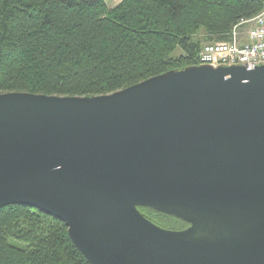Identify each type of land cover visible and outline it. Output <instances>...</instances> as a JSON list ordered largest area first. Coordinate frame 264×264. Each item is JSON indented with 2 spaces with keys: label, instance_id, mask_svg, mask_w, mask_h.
<instances>
[{
  "label": "water",
  "instance_id": "water-1",
  "mask_svg": "<svg viewBox=\"0 0 264 264\" xmlns=\"http://www.w3.org/2000/svg\"><path fill=\"white\" fill-rule=\"evenodd\" d=\"M12 204L65 222L93 264H264V64L94 96L0 93V208Z\"/></svg>",
  "mask_w": 264,
  "mask_h": 264
},
{
  "label": "trees",
  "instance_id": "trees-1",
  "mask_svg": "<svg viewBox=\"0 0 264 264\" xmlns=\"http://www.w3.org/2000/svg\"><path fill=\"white\" fill-rule=\"evenodd\" d=\"M263 10L264 0H0V93H112L196 65L204 44L229 41ZM140 209L162 227L189 226ZM0 264L93 263L65 222L12 204L0 208Z\"/></svg>",
  "mask_w": 264,
  "mask_h": 264
},
{
  "label": "built area",
  "instance_id": "built-area-1",
  "mask_svg": "<svg viewBox=\"0 0 264 264\" xmlns=\"http://www.w3.org/2000/svg\"><path fill=\"white\" fill-rule=\"evenodd\" d=\"M197 65L214 67L244 65L255 68L264 64V10L251 19H243L229 41L204 44Z\"/></svg>",
  "mask_w": 264,
  "mask_h": 264
},
{
  "label": "rangeland",
  "instance_id": "rangeland-1",
  "mask_svg": "<svg viewBox=\"0 0 264 264\" xmlns=\"http://www.w3.org/2000/svg\"><path fill=\"white\" fill-rule=\"evenodd\" d=\"M120 1H121V0H108V3H109V5H110L111 7H114V6H116ZM200 36H201V37L204 36L203 32L200 34ZM162 214H163V213H162ZM162 214H159V213H157V212H151V213H150V215H151L152 217H154V218L156 219V221H160V222H162V221H166V222H168L169 224H176V223H177V221H176L175 219H173V218H169V217H167V216H165V215H162Z\"/></svg>",
  "mask_w": 264,
  "mask_h": 264
}]
</instances>
